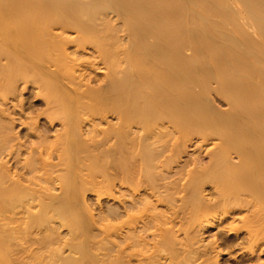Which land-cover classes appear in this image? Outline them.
<instances>
[{"label": "bare ground", "instance_id": "obj_1", "mask_svg": "<svg viewBox=\"0 0 264 264\" xmlns=\"http://www.w3.org/2000/svg\"><path fill=\"white\" fill-rule=\"evenodd\" d=\"M56 27L62 30L57 29L61 37L57 38L58 34L53 32ZM69 31L76 35L71 37ZM69 44L76 48L73 46L69 51ZM82 48H85L83 53L93 49L94 61H101L107 68L105 86L99 81L103 87L96 88L100 86L97 83L95 88L94 85L85 88L84 78H87L76 75L75 68L82 67L79 62L93 61L94 57L92 50L85 52L93 56L88 60L87 55L78 52ZM77 53L87 60L83 57L77 62ZM94 61V65L102 66ZM48 64L55 68H49ZM78 71L87 73L85 69ZM29 81L36 85L40 81L37 86L47 98V108L36 114L45 115L49 126L60 119L61 128L53 139H47L46 133L39 130V116L38 121L37 115L30 116L32 110L25 116L19 108L23 115L18 112L16 120L15 109L9 115L11 119L4 112L5 106L3 111L0 109V264H156L162 259L159 256L168 260L164 259V264L194 261L221 264L217 258L221 254L230 255L229 259L235 256L234 262L230 260L232 264H255L260 251H264V0H0V96L15 97L21 85L26 88L25 83ZM65 81L66 84L70 81L75 88H70ZM88 82L89 85L91 82ZM216 100L224 103L220 105L222 108L216 105ZM10 110L13 112L12 107H8ZM111 114L119 125L113 128L115 122L109 127L108 120V127L102 128V120L106 121ZM14 121L28 126L29 145L16 138L19 134L15 136ZM210 134L218 137L220 143L208 151L209 162L193 165L198 168L188 170L190 176H183L176 190L170 179L172 174L168 179L170 184L161 185L165 191L171 186L176 193H189L186 197L177 195L185 207L181 211L183 220H178L176 211H179L175 209L181 207V210V203L176 208L172 206L176 203L169 205L171 197L167 200L165 195L168 192L164 191V197L161 195L164 192L160 193L163 187L159 184V190L157 185H152L155 174L152 171L158 169V162L163 163H160L162 168L175 164L170 157L193 145V135L201 138L197 142L200 144ZM128 135L133 137L134 142H130L135 143L137 150L132 146V155L136 153L137 158L128 152L137 160L131 159V166L126 150L129 144L124 146ZM31 136H35L32 142ZM109 142L119 151L111 154L114 159L109 156L113 159L110 167L101 170L102 162L95 149L99 147L100 151ZM166 144L171 147L167 149ZM167 150L171 152L170 157L165 153ZM232 154L237 161H233ZM118 171L122 174L121 187H118L122 198L113 194L114 185L107 186L112 188L114 197L120 198L123 212L117 208L119 205H111L106 210L110 223L105 225L113 240L110 238L109 257L101 260L92 246L94 242L91 244L90 239L94 237L89 239L91 213L89 216L81 213L85 199L82 193L89 185L85 175L88 178L108 175V179ZM134 174L152 182L143 181L146 184L143 187ZM178 176L173 178L176 183L180 182L176 179ZM54 181L62 189L59 195L56 193L60 190L49 193L50 186L56 184ZM107 181L113 184L110 178ZM206 183L212 186L210 195L204 198L200 194L207 188ZM118 217H123L118 220L121 225L115 222ZM188 221L191 224L186 226ZM207 224L209 228L222 227L229 233L216 231L221 241L220 237H217L218 244L214 238L213 244L209 240L211 247L198 244L197 236ZM61 225L71 232L79 230L81 236L75 237L78 232H74L71 238L66 237L69 239L62 247L60 242L56 246L49 244V248L45 245L48 242L42 241L39 247L33 246L36 238L39 239L36 234L39 236L43 231L49 234ZM170 229L185 233L179 243L175 240L178 245L171 241L173 230ZM207 231L202 233L205 235ZM117 234L121 238L117 239ZM115 238L119 241L117 245ZM171 245L179 247L177 251L181 253L184 249L185 253L177 258V254H171ZM64 247L68 250L66 256L62 252ZM212 249L216 251L209 255Z\"/></svg>", "mask_w": 264, "mask_h": 264}, {"label": "rangeland", "instance_id": "obj_2", "mask_svg": "<svg viewBox=\"0 0 264 264\" xmlns=\"http://www.w3.org/2000/svg\"><path fill=\"white\" fill-rule=\"evenodd\" d=\"M55 29H56V30H55ZM55 29H54L53 32H55L56 34H55V33H54V34H55V35H57V34L59 35V36L57 35V38H58V37H61V36H60V35H61L60 32H61L62 30H61V29H58V27H56ZM57 29H58V30H61V31H58ZM68 33H70V36H71V37H73V36L76 35V33L74 34L73 32H72V34H71V31H69ZM68 33H67V34L65 33V35H66V36H69ZM73 34H74V35H73ZM119 34H120V35H119L120 37H123V36H122L123 32H122V33H119ZM72 35H73V36H72ZM70 36H69V37H70ZM69 45H70V44H69ZM73 46H74L73 44L70 45L71 48L69 49V51H71V49H73V48L75 47V46H74V47H73ZM72 47H73V48H72ZM75 48H76V47H75ZM83 49H85V48L80 49L78 52H80V53H82V54H85V52H91V50H92L91 55H94V57H93V56H90V57H91V58L93 57V61H94V60H95V56H96L95 53H93L94 50H93V49L89 50V49H90V48H89V49H87V50H84L85 52L83 53V51H82ZM72 52H73V51H72ZM80 53L75 54V55L77 56V62L80 61L79 59H81V58L84 57V56L81 57L82 54L80 55ZM88 54H89V53H86L85 56L87 55V56H88V60H89V59H91V58L89 57ZM78 55H79V56H78ZM87 56H86V57H87ZM84 59H85V57H84ZM98 59H99V58H98ZM68 60H69V58H68ZM78 60H79V61H78ZM85 60H87V58H86ZM90 61H91L92 63H91ZM90 61H89V62L84 61V60H83V61H80L79 63L81 64L82 67H81V68H80V67H79V68H75V72H78V73H76V75H77V74H79V75H82V74H83V75L81 76V79H83L82 77L85 76V77L89 80V82H88V80L86 79V80H87V81H86L85 78H84V81L86 82V86H84L85 88H86V87H88V88H89V87L92 88L93 85H94V88H95L98 84L100 85V83H102L103 86H105L104 84H106V80H105V79H106V77H105L106 74H104V73H106V72L108 71L107 68H104L105 66L101 63V61L96 60V61H98V62L94 61V63H97L98 65H101V64H102V66H97L96 64L94 65V64H93V61H92V60H90ZM69 62H70V61H69ZM77 62H76V64H78V65H77V67H78V66H80V65H79V63H77ZM81 62H84V63H81ZM85 62H87V63H85ZM100 63H101V64H100ZM76 64H75V65H76ZM86 66H88V67H87V68L89 69L88 71H86V69H87V68H85ZM96 66H97V67H96ZM48 67H49V68H52V67H53V69L55 68V66L50 65V64H48ZM83 67H84V68H83ZM93 67H94V68H93ZM95 67H96V68H95ZM101 67H103V68H101ZM57 68H58V67H57ZM82 68H83V69H82ZM91 68H92V70H91ZM84 69H85V72H87V73H85V75H84V73H83L84 71H81L82 73H79L80 71H78V70H84ZM95 69H97V71H95ZM98 69H99V70H98ZM101 69H102V70H101ZM50 70H51V69H50ZM55 70H56V69H55ZM106 70H107V71H106ZM51 71H53V70H51ZM90 71L95 72V74H97V76H96L95 74L91 73ZM105 71H106V72H105ZM88 72H90V74H92V76H90ZM99 73H100V74H99ZM87 74L89 75V78H91V77L93 78V76H94V77H95V78H93L94 81H93L92 79H89V78L87 77ZM79 75H77V76L79 77ZM100 75H101L102 77H101ZM101 78H102V79H101ZM79 79H80V78H79ZM103 79H104L105 83H103ZM91 80H92V82H91ZM67 81H68V79H67ZM82 81H83V80H82ZM95 81H96V82H95ZM99 81H100V83H98ZM29 82H32V81H29ZM29 82H27V84H29V85H27V84L25 83V87L27 86L26 88H24V84L21 85V88H20V89H21L22 92H20V89H19L18 92H17V94H16V96H15L16 98L13 97L11 94H8V95H7V96L9 97V99L7 98V96H6V97H5V96H2V95H1L2 97L0 96V99H1V100H0V107H1L0 109H2L3 106H5V107H4V112H5V113H6V111L8 112V113H6L7 116H8V118H10L9 115H11V114L13 115V113H14V110H13V109H15V112H17V113H16V116H15V114H14V118L17 120V119L19 118V115H20V116L23 115V114H21V113L23 112V111L20 110L21 108H22V110H24V115H25V116H29L28 114H30L29 111H31V110H32V113L30 114V116H31L32 114H34V115H32V116H36L38 113H40V112L37 113V111H43V112H44V110L47 108V107L45 106V105H46L45 102H47V98H44L45 96L42 95V93H44V91L41 92L40 89H39V87L37 86V85L40 83V81H38L39 83L37 82V83H38L37 85H36V83L34 84V83L32 82L35 86H34L33 84L29 83ZM87 82H88V83L91 82V83H90L91 85H90V84L88 85ZM94 82H95V83H94ZM69 83H70V81H69L67 84H66V81H65V84H66V85H68ZM97 83H98V84H97ZM102 84H101L99 87L97 86L96 88H100V87L102 86ZM69 85L71 86L70 88H72V87L75 88V86H72V83L69 84ZM73 85H74V84H73ZM84 85H85V84H84ZM95 85H96V86H95ZM103 86H102V87H103ZM22 87H23V88H22ZM68 87H69V86H68ZM84 87H82V88H84ZM24 89H25V90H24ZM38 89H39V93H40V94L37 92ZM36 90H37V91H36ZM19 92H20V94H18ZM21 93H22V94H21ZM38 94H39V95H38ZM19 96H20V97H19ZM3 97H5V99H7V100L5 101V99H3ZM11 98H12V99H11ZM17 98H18V99H17ZM2 99L4 100V102H1V101H3ZM10 99H11V100H10ZM45 99H46V101H45ZM12 100H13V101H12ZM25 101H26V102H25ZM216 101H217V102H216ZM216 101H215V102L217 103L216 105H219L218 107H220V105H223V104H224L223 102H220V101H218V100H216ZM5 102H6V103H5ZM7 102H8V103H7ZM14 102H15V103H14ZM219 102H220V103H219ZM20 103H21V104H20ZM218 103H219V104H218ZM3 104H4V105H3ZM5 104H6V105H5ZM8 104H9V106H8L9 109H11V107H12L13 112H12L11 110L8 111V107H7ZM14 104H15V105H14ZM19 104H20V105H19ZM12 105H13V106H12ZM24 105H25V106H24ZM26 105H27V106H26ZM15 106H16V108H15ZM224 106H225V105H224ZM26 107H27V108L29 107V108L27 109ZM222 107H223V106H222ZM222 107H220V108H222ZM6 108H7V110H5ZM19 108H20V109H19ZM225 108H226V107H225ZM19 110H20V111H19ZM25 110H26V111H25ZM2 111H3V109H2ZM2 111H0V112H2ZM10 112H11V113H10ZM18 112H19V115H17ZM25 112H28V113L25 114ZM36 113H37V114H36ZM41 113H42V112H41ZM1 114H2V113H1ZM1 114H0V116H1ZM38 116H39V117H38ZM11 117H13V116H11ZM16 117H17V118H16ZM37 117H38V120H39V121L37 120ZM44 117H45V115H44V116H41V114H39V115L36 116V121H38L37 123H39V128H40L39 130H40V132H41L42 134H45V133H46V137H47V139H49L48 137H50V138L53 139V138H54L53 136H56V132H57V130L61 128V125H60V122H61V121H60V119H59V120H55V122H54L55 124H50V126H49V123H48L47 121L44 120V119H45ZM111 117H113V118H111ZM22 118H23V117H22ZM22 118L20 117V120H22ZM40 118H41V119H40ZM106 118H108L106 121H104V120H102L103 122L101 121V122L103 123V125H102V123L100 122V123H101L100 126L102 125V126H101L102 128H103V127L107 128L108 126L111 127L110 124H113V123H115V122H116V123L113 124V128H114V127L116 128V127L119 125V124H117V122H119V121H118L117 119H115V116H112V114L109 115V116L106 117ZM106 118H105V119H106ZM0 119H1V117H0ZM10 119H11V118H10ZM33 119H34V117H33ZM108 120H109L111 123H109ZM116 120H117V121H116ZM18 122H19V121H17V122L14 121V123H16V125L14 124V127L16 126V127H15V136H16V134H17V135L19 134V138H18L17 136H16V138L21 140V141L18 140L17 142L20 141V142H22V143H26L27 145H29V144H30V143H29V142H30V141H29V138H30V137H29V134H28V133H29V130H26V129H28V126L26 127V126L24 125L25 127H23L22 123H18ZM20 122H22V121H20ZM46 122H47V124H46ZM106 122H108L109 125H108V123H106ZM17 123H18V126H17ZM43 123H44V124H43ZM9 124H10V123H9ZM19 124H20V125H19ZM45 124H46V125H45ZM106 124H107L108 126H107ZM51 125H52V127H51ZM55 125H56V126H55ZM115 125H117V126H115ZM17 127H18V128H17ZM46 127H47L48 129H44V128H46ZM57 127H58V128H57ZM53 128H54V129L56 128V130H54ZM49 129H51V130H49ZM88 129H89V128H88ZM13 130H14V128H13ZM42 130H43V132H42ZM45 130H46L47 132H46ZM48 130H49V131H48ZM26 131H28V132H27L28 136H26V133H25ZM52 131H53V133H52ZM22 132H23V133H22ZM44 132H45V133H44ZM141 132H142V131H141ZM141 132L139 131L140 134L143 133V132H142V133H141ZM13 133H14V131H13ZM13 133H12V131H11V134H13ZM24 133H25V134H24ZM57 133H58V132H57ZM139 133H138V134H139ZM21 134H22V135H21ZM50 134H51V135H50ZM54 134H55V135H54ZM138 134H137V135H138ZM48 135H49V136H48ZM86 135H88V134H86ZM101 135H102V134H101ZM210 135H212V134H210ZM13 136H14V135H13ZM15 136H14V138H15ZM88 136H89V135H88ZM128 136H130V137H127L126 139L129 140V141L124 140V144H126V145H124V146H125V148H126V146L129 144V146H127L128 148H127L126 150H127V153L129 152V153H131L130 155H132V151L134 150L133 148H135V150H136V147L134 146L135 143H132V144H131V142H134L133 139H132L133 137H132L131 135H128ZM176 136H178V135H176ZM176 136H175V137H176ZM212 136H215V135H212ZM212 136L209 137V139H212V138H213V139H212V141H213V140L215 139L216 136H215V137H212ZM20 137H21V138H20ZM27 137H28V138H27ZM34 137H35V136H34ZM34 137L31 136V139H30L31 142H32L33 139H35ZM85 137H87V136H85ZM192 137H193V140H191L192 143H193V142H194V143H195V142H196V143H197V142H201V141H200V139H201L200 137H198V136H197V137H196V136L194 137V135H193ZM32 138H33V139H32ZM129 138H130V139H129ZM216 138H217V139H215L216 142L213 141V143H212L211 140H210V142H208L209 139H208L206 142H203V143H200V144L197 143L198 145H197V144H194V143H193V145H192V144L189 143L190 145H189V146L187 145V146H188V149H187V146H186V148L183 149V151L185 150V154H182V153H184L183 151L179 154L181 157L178 155V153H176L177 155L174 154V156L170 157L169 155H170L171 152H169V150H167L165 153L168 154V157H170L169 160H171L172 164H173V163H175V164L171 165V163H170V165H167V166H169V168L166 167V168H167V170H166V168H165L164 166H163V168H162V165H161V164H163V163L157 161V162L159 163V164L156 163V164H158V165H157L158 169L156 168V169H157L156 171H155V169L152 171L153 174H154V172H155L154 175L151 173V174L153 175V177H154V178L151 179V180L154 179L153 182H152L151 180H146V179H145L146 177L144 176V173H143V176H144L145 178H144L143 176L141 177L143 180H142L141 178L138 177V176H139L138 174H134L133 176H135V177L137 176L138 178H137V177H136V178L134 177V178L137 179L138 181L141 180V181H142L141 184H143V181H144L145 183L149 181V182H152V185H154V186H155V185L158 186L159 184H160V186H161V185L164 186V184H167V185L170 184L171 180L169 181L168 179L170 178L169 176H171V174L173 175L172 177L175 179V176H176V175L178 176V172H179V176L176 177V179H178L177 181L179 182V180H180L181 178H183V176H184V178H185V175L188 174V173H187L188 170H190L191 168L197 169L198 167H196V166H198V165L201 166V165H203V164H206L205 162H209V159H210V158H209V157H210L209 154H210V153H209L208 151H211V148H212L213 146H215V145H219V143H220V142H217L219 138H218V137H216ZM113 139H114V138H113ZM195 139H196V140H195ZM15 140H16V139H15ZM15 140H14V142H16ZM26 140H27V141H26ZM50 140H51V139H50ZM51 141H52V140H51ZM110 141H111L112 144H113V143L115 142V139H114V140H111V139H110ZM130 141H131V142H130ZM111 142H109V143L103 145V146H105L104 148H102L103 150L101 149V147H103V146L100 147V151H98L99 147L95 149V151L97 152V153L95 152V153L97 154V158L100 157V159H101L100 162H102V163L100 164V166H101V170H104V169L106 170L107 168L110 167L109 165L111 164L112 160L114 159V156H113V155L111 156V154H113V153L116 152V151H117V152L119 151V150H116V151H115V149H118V147H116V145H114V147L111 146V144H110ZM129 142H130V143H129ZM206 143H209V144H206ZM211 143H212V144H211ZM108 144H109L110 146H109ZM168 144H171V141L168 142ZM196 145H197V148H195ZM203 145H204V146H203ZM132 146H134V147L132 148ZM153 146H154V145H153ZM166 146H167V149H169V148L171 147V146H170V147L168 148V145H167V144H166ZM190 146H191V147H190ZM194 146H195V147H194ZM198 146H200V147H198ZM110 147H112L113 152L110 150V149H111ZM129 147H131V148H129ZM207 147H208L209 149H208ZM215 147H216V146H215ZM215 147H213V148L215 149ZM160 148H161V147H159V149H160ZM202 148H203V149H202ZM213 148H212V149H213ZM131 149H132V150H131ZM192 149H193V150H192ZM194 149H195V150H194ZM130 150H131V151H130ZM196 150H197V151H196ZM106 151H107V152H106ZM136 152H137V150H136ZM168 152H169V153H168ZM103 153H104V154H103ZM106 153H107V155H106ZM108 153H109V154H108ZM129 153L127 154V156H129ZM134 153H135V151H134ZM134 153H133V154H134ZM165 153H164V154H165ZM193 153H195V154L193 155ZM207 153H208V154H207ZM96 154H95V155H96ZM98 154H99V155H98ZM135 154H136V153H135ZM135 154H134V156H133V155H132V156L135 157ZM189 154H190V156H189ZM103 155H104V156H103ZM171 155H173V154H171ZM232 155H233L232 157L234 158L235 155H234V154H232ZM23 156H24V155H22V157H23ZM25 156H26V155H25ZM107 156H108V158H107ZM109 156L113 157V159H112L111 157H109ZM136 156H137V154H136ZM164 156H165V155H164ZM198 156H199V157H198ZM101 157H102V158H101ZM133 157H130V156L128 157L129 160H130V163H129V160H128V163L130 164V166H131V161L134 159ZM166 157H167V155H166ZM166 157H165V158H166ZM177 157H178V158H177ZM189 157H190V159H189ZM191 157H192V158H191ZM196 157H198V158H196ZM135 158H137V157H135ZM163 158H164V157H162L161 159H163ZM165 158H164V159H165ZM172 158H173V160H172ZM187 158L189 159V161H188ZM195 158H196V159H195ZM233 158H232V159H233ZM103 159H104V160H103ZM105 159H106V160H105ZM131 159H132V160H131ZM164 159H163V160H164ZM186 159H187V161H186ZM191 159H192V160H191ZM107 160L109 161V163L107 162ZM184 160L186 161V163H187V162H188V163L186 164ZM195 160H196V161H195ZM199 160H200V162H199ZM234 160H236V157L233 159V161H234ZM55 161H57V160H55ZM55 161H54V162H55ZM110 161H111V162H110ZM133 161H137V160L134 159ZM173 161H174V162H173ZM194 161H195V162H194ZM197 161H198V162H197ZM201 161H202V162H201ZM236 161H237V160H236ZM12 162H13V161H12ZM155 162H156V161H155ZM183 162H184V164H185L184 167H183V164L181 165V163H183ZM190 162H191V163H190ZM14 163H16V160H14ZM14 163H13V164H14ZM17 163H18V162H17ZM17 163H16V164H17ZM132 163L134 164L135 162H132ZM160 163H161V164H160ZM178 163H179V164H178ZM192 163H193V164H192ZM106 164H108V165H106ZM188 164H189V166H188ZM190 164H191V165H190ZM14 165H15V164H14ZM18 165H19V163H18ZM135 165L137 166V162L135 163ZM159 165H161V166H159ZM177 165H178L179 167H181V168L183 167V168H182V172H183V173L180 171L181 168L178 169ZM193 165H196V166H193ZM106 166H108V167L106 168ZM138 166H139V164H138ZM138 166H137V167H138ZM132 167H135V166L132 165ZM63 168H64V167H63ZM171 168H172V169H171ZM175 169H176V170H175ZM177 169H178V171H177ZM57 170H59V169H57ZM169 170H170V171H169ZM191 170H193V169H191ZM191 170H190V171H191ZM159 171H160V172H159ZM162 171H164V172H162ZM167 171L169 172V174H167V173H168ZM176 171H177V172H176ZM190 171H189V173H190ZM61 172H63V169H61ZM118 172H119V171H118ZM118 172H117L116 174H113V173H112V177L109 175L110 181H111V183H113V184H110V183L107 181V180L109 179V178L107 179L108 175H106L107 177H106L105 175H97V177H95V178H92V177L90 178V176H89V178H88L87 175H85L86 183H88L89 185H87V186L85 187V188H88V189H87V190L85 189L84 192L82 193V194H84V195H83V198H85V199L83 200L84 202L82 201V203H81L82 205H84V206L82 207L83 210H84V212H81V213H82V214H83V213L88 214V216H89V214L91 213V217L89 216V218H90V222L93 221V222L97 223V224H95V223L93 224V222H91V223H92V224H91V223L89 222V223H90V226H91V227L89 226V227H90V233H89V234H90V237H89V239H90V238H93V237H94V238H96V237L98 238V239H97V238H96V239L93 238V239H90V240H92V241H91V244L94 242V243L92 244V246L94 247V251H96V254L99 253L98 256L101 258V260H106V259L109 257V254H110L109 249L111 250V247H112V245H111L110 243H111V241L113 240L112 237H110V235H109V231H108V229H107V228H108L107 226H108L109 224H108V225L106 224L107 222L110 223V219H108V218H110V217H108V212H107V211H108V208H109V206H111V205H112V207H113V205H114V206H118V205H119L117 208L119 209V211H122V212H123V208H122V206H121V205H122V202L119 201V199L122 198V196H121V194H120V192H119V191H121V189H119V188L121 187V185H120V182H121V181H120L119 178H121V175H122V174H121L120 172H119L120 174H118ZM161 172H162V173H161ZM180 172L182 173V175H180V174H181ZM58 173H59V172H58ZM97 173H98V172H97ZM160 173H161V176H160ZM173 173H174V174H173ZM83 174H84V173H83ZM56 175H57V173H56ZM116 175H117V176H116ZM157 175H158V176H157ZM162 175H163V176H166V178H164V177L161 178ZM118 176H119V177H118ZM167 176H168V178H167ZM187 176H188V175H187ZM189 176H190V175H189ZM189 176H188V177H189ZM103 177H104V178H103ZM151 177H152V176H151ZM155 177H156V178H155ZM179 177H180V178H179ZM188 177H186V178H188ZM96 178H97V179H96ZM157 178H158V179H157ZM173 178H170V179H172L173 182L175 183V184H172V186L174 185V186H173V187H174V190H176V188H179L178 186L176 187V184H180V183H182V182H181V180H180L179 183H176V181H174ZM184 178H183V179H184ZM87 179H88L89 181H88ZM101 179H102V180H101ZM144 179H145V180H144ZM149 179H150V178H149ZM156 179H157V180H156ZM159 179H160V180H159ZM166 179H167V180H166ZM183 179H182V180H183ZM90 180H91V181H90ZM92 180H93V181H92ZM162 180H163V181H162ZM185 180H186V179H185ZM188 180H189V179H188ZM106 181H107L108 183H107ZM141 181H140V182H141ZM165 181H166V182L168 181L169 183H168V182L166 183ZM183 181H184V180H183ZM54 182H55L56 184H54ZM54 182H53V184H54L53 186H50V185H52V182H51V184H48V185L50 186V188L52 187L51 190L49 191V193H53V192L56 193L58 190H60V191H58V192L56 193V195H57V194L59 195L60 192H62V191H61L62 189H60V184H59L58 181H54ZM91 182H92V183H91ZM93 182H94V183H93ZM97 182H98V184H100V185H98ZM99 182H100V183H99ZM102 182H103V183H102ZM156 182H157V183H156ZM162 182H163V183H162ZM164 182H165V183H164ZM86 183H85V184H86ZM105 183H106V184H105ZM153 183H154V184H153ZM184 183H185V182H184ZM108 184H109L110 187H112V188H113V185L115 186V189H114L115 192H114V193L111 192V191H112V188L109 187L110 189H108V186H107ZM146 184H147V183H146ZM146 184H143V187H144V185H146ZM149 184H150V183H149ZM90 185H91V186H90ZM93 185H94V186H93ZM97 185H98V186H97ZM181 185H182V184H181ZM119 186H120V187H119ZM160 186H158V187H159V190H161V188L163 187V186H161V188H160ZM179 186H180V185H179ZM211 186H212V185H211L210 183H208V184L206 183V184H205V187H207V188H205L206 191L204 190V191L200 194V196H202V197L204 196V198H205V197H208V196L210 195L209 193L211 192V191L209 190ZM53 187H54V188H53ZM90 187H92V188H90ZM100 187H101V188H100ZM118 187H119V188H118ZM173 187L170 186V188H169L170 190H169V191H168V190L165 191V190H164L165 188L163 187V189L160 191V193H161V192H164V191H165L166 193L168 192L167 194H165V192H164L163 194L161 193V195H163V196H164V194L167 195V197L164 196V197H166V199H167V198L170 199V197H171V199H170L171 202H169V201H170V200H169L168 203H171V204H169V205H172V203H176V204H173V205H172L174 208H176V207H179V206H180L178 203H181V202L183 203V200L181 201V200L179 199V197H177V195H178V196L183 195L184 197H186L189 193L187 194V193L185 192L186 195H184L183 192H182L181 194H180V192H179V193H178V192L176 193L175 191H173V189H172ZM106 188H107V190H106ZM54 189H55V190H54ZM92 189H94V191H93ZM96 189H97V192L95 191ZM99 189H101V190H99ZM91 190H92V191H91ZM98 190H99V191H102L104 194H103L102 192H99ZM170 191H173L174 193H173V192H170ZM208 191H209V192H208ZM107 192H108V193H107ZM54 193H53V194H54ZM111 193H113L114 195H118L120 198H119L118 196L114 197L113 194H111ZM115 193H116V194H115ZM171 193H172V194H176V195H174V196H176V197L174 198V196H171V195L168 196V194H171ZM106 194H107V195H106ZM108 194H109L110 196H109ZM84 196H85V197H84ZM81 198H82V197H81ZM115 198H116V199H115ZM180 198H181V197H180ZM177 199H178V201H177ZM81 200H82V199H81ZM121 200H122V199H121ZM167 200H168V199H167ZM172 200H173L174 202H173ZM175 200H176V201H175ZM184 201H185V200H184ZM120 202H121V203H120ZM83 203H84V204H83ZM182 203H181V206H182V209H181V210H180L181 207L175 209V211H176L177 209H178V211H179V212L176 211L177 219H178V218L181 219V218L184 216V215H182V214H184V213L181 212V211H184V210H185V207L183 208ZM120 204H121V205H120ZM177 204H178V205H177ZM85 205H86V207H85ZM87 206H88V207H87ZM184 206H185V205H184ZM119 207H120V208H119ZM85 208H86V210H85ZM88 208H89V209H88ZM121 208H122V209H121ZM120 209H121V210H120ZM90 210H91V212H90ZM106 210H107V211H106ZM101 213H102V214H101ZM98 214H99V215H98ZM92 215H93V216H92ZM95 215L98 216V217H97L98 220H97V218H96ZM180 215H181V216H180ZM102 216H103V218H101ZM178 216H179V217H178ZM92 217H94V220H93ZM104 217H105V218H104ZM91 218H92V220H91ZM95 218H96L97 221H95ZM99 218H100V219H104V220H100V221H99ZM122 218H123V217H122ZM122 218L119 219V217H118V219H116L115 222H117L118 220H119V221L122 220ZM106 219L109 220V221H107ZM179 219H178V220H179ZM181 220H183V218H182ZM103 221H104L105 223H104ZM119 221H118V223H119ZM99 222H100V223H99ZM102 222L104 223V225H103ZM113 222H114V220H113ZM190 222H191V221H188L185 225L187 226L188 223L191 224ZM105 224H106L107 226H106ZM119 224H120V223H119ZM189 224H188V225H189ZM120 225H121V224H120ZM120 225H119V226H120ZM207 225H208V224H207ZM104 226H106V227L103 228ZM207 227H208V231H207ZM207 227H206V229L204 230V231H207V232H205V235H204V233H202V232H204V231H201V232H200V233H201L200 235L203 234V236H200V235H199V232H198V235H199V236H197V237H198V240H199V241H198V244H200V243H201V244H203V243H205V244H208V243H209V244H210V241H211V243H212L213 238H214V241L217 240V243H216V244H218V242L221 241V240H220L221 237H220L219 235H217L216 233H217L219 230H221V231L224 232V233H229V231L224 230L222 227H221L222 229H221V228H217V227H213V228L211 227V228H209V225H208ZM58 228H59V229H57V227H56V228L54 229V231H51L52 233L49 231V234L47 233V231H46V232L43 231V232H42V233H44L43 235H45V233L48 234L47 237H46V236H43L42 233L39 235L40 237H39L37 234H36V235L34 234L35 237H38L39 239L36 238V242H37V243H35V245L33 244V246H34V247H35V246H38V247H39V244H40L39 242L42 241V242H44V243H45V242H48V243H45V245H48L49 248H50L51 246H54V245L56 246V245H58L60 242H61L60 245H61V247H62V245H64V242L66 243V241H68V239L72 237V235H73V233H74L75 231H74V232H71V231H70V230H71L70 228H68L67 226H62V225H61L60 227H58ZM214 228H215V229H214ZM216 228H217L218 230H217ZM91 229H92L93 231H92ZM102 229H103L104 231H103ZM176 229H177V226L175 227V230H176ZM209 229H210V230H209ZM212 229H213V230H212ZM59 230H60V231H59ZM170 230H171V231L173 230L172 232H174L175 236H174V234L171 232V234H172L173 236H172L170 233H168L169 238H170V235H171V236H172V239H173V240H172V239L170 238L171 241L178 245L180 237H181L183 234L185 235V233H182V231H176V233H175V230H174V229H170ZM170 230H169V231H170ZM211 230H212V231H211ZM243 230H244V229H243ZM57 231H58V232H57ZM106 231H108V232H106ZM209 231H210V233H208ZM216 231H217V232H216ZM54 232H56V233H54ZM59 232H60V233H59ZM68 232H70V233H68ZM77 232H78V233H77ZM105 232H106V233H105ZM120 232H122V230L118 231L119 234H120ZM222 232H221V233H222ZM241 232H242V231H241ZM50 233H51V235H50ZM71 233H72V234H71ZM75 233H77V234H75ZM75 233H74V234L76 235L75 237H80V236H81V234L79 233V230H77ZM91 233H93V235H92ZM107 233H108V235H109V238H108V235H106ZM206 233H207V234H206ZM219 233H220V232H218V234H219ZM52 234H54V235H52ZM119 234H117L118 237H117V235H116L117 239H118V238H121L122 235H123V233H122V234H121V237H120ZM49 235H50V238H49ZM77 235H80V236H77ZM220 235H221V234H220ZM222 235H223V233H222ZM53 236H54L55 238H54ZM58 236H59V237L61 236V238H58ZM68 236H69V238H66V237H68ZM70 236H71V237H70ZM73 236H74V235H73ZM95 236H96V237H95ZM176 236H177V237L179 236V237L177 238ZM43 237H45L46 239L43 238ZM52 237H53V238H52ZM174 237H176V239H174ZM182 237H183V236H182ZM182 237H181V238H182ZM215 237H216V238H217V237H218V238L220 237V238H219L220 241H218V238L216 239ZM40 238H41V239L43 238L44 240H41ZM47 238H48V239H47ZM64 238H65V239H64ZM110 238H111L112 240H111ZM49 239H50V240H49ZM52 239H53V240H52ZM55 239H56L57 241H56ZM60 239H61V240H60ZM115 239H116V238H115ZM115 239H114V240H115ZM117 239L115 240V241H116V244H115V245H117V241H118ZM211 239H212V240H211ZM37 240H38V241H37ZM58 240H59V241H58ZM65 240H66V241H65ZM96 240H97V241H96ZM119 240H120V239H119ZM175 240H177L178 243H177ZM209 240H210V241H209ZM52 241H53V242H52ZM208 241H209V242H208ZM214 241H213V243H214ZM42 242H41V243H42ZM49 242H50V243H49ZM55 242H58V243L55 244ZM109 242H110V243H109ZM118 242H119V241H118ZM108 243H109V245H108ZM174 243H172V244H174ZM213 243H212V244H213ZM42 244H43V243H42ZM49 244H50L51 246H50ZM209 244H208V246L211 247V245H209ZM216 244H214V245H216ZM43 245H44V244H43ZM95 245H96V246H95ZM214 245H212V246H214ZM65 246H66V245H65ZM99 246H100V248L103 247V248H101L102 250L99 248ZM109 246H110V247H109ZM171 246H172L171 249H173V251H171V249H170V251L172 252L171 254H172V255L177 254V255H175V256H177V258H180V256H181L180 254L185 253V252H184V249H183L182 253H181V251H179V252H180V253H179V252L177 251L179 247H178V248H175L176 246H174V245H171ZM173 246H174V247H173ZM179 246L182 247L181 244H179ZM181 247H180V248H181ZM47 248H48V247H47ZM66 248H67V247H64V248H63L64 250H63L62 252L65 251L64 254H63V256L66 254V252L68 253V250H67ZM96 248H97V249H96ZM108 248H109V249H108ZM174 248H175L176 251H174ZM106 249H107V250H106ZM35 250H36V249H35ZM66 250H67V251H66ZM179 250H180V249H179ZM181 250H182V249H181ZM213 250H214V249L210 250L211 253H210L209 255H212V254L215 253L216 250H215V251H213ZM98 251H99V252H98ZM166 251H167V250H166ZM166 251H165V252H166ZM168 251H169V250H168ZM170 251H169V253H170ZM34 252H35V251H34ZM106 252H107V253H106ZM113 252L115 253V251H112V255H114ZM174 252H176V253H174ZM177 252H178L179 254H178ZM260 252H261V253H259V257L257 256V259H256L257 261H256V260L254 261L255 264H264V251L261 250ZM35 253H36V252H35ZM38 253H39V252H38ZM38 253H36V254L38 255ZM101 253H103V254H102L103 256L101 255ZM166 253H168V252H166ZM106 254H107V255H106ZM39 255H40V254H39ZM66 255H67V254H66ZM66 255H65V256H66ZM179 255H180V256H179ZM182 255H183V254H182ZM184 255H185V254H184ZM226 257H227V258H226ZM229 257H231V256L228 255V254H223V255L221 254V256H219V257H217V258H218V261L221 262V264H222V263H223V264H227V263L230 264L229 262H231V261L234 262V261L236 260V258L233 259V257H235V256H232V258H230V259H229ZM113 258H114V257H113ZM159 258H162V259L160 260V262H163L162 264H164V259L166 260V258L163 259V257H160V256H159ZM228 259H229V261H226V260H228ZM157 260H159V259H157ZM162 260H163V261H162ZM230 260H231V261H230ZM166 261H168V260H166ZM137 262L140 263V261H137ZM160 262L157 261L156 264H158V263L161 264ZM166 263H167V262H166ZM195 263L197 264L198 261H194V262L191 263V264H195ZM231 264H232V262H231ZM235 264H236V263H235Z\"/></svg>", "mask_w": 264, "mask_h": 264}]
</instances>
